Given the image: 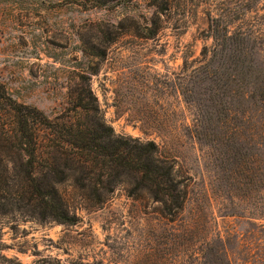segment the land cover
Masks as SVG:
<instances>
[{"label":"rangeland","instance_id":"rangeland-1","mask_svg":"<svg viewBox=\"0 0 264 264\" xmlns=\"http://www.w3.org/2000/svg\"><path fill=\"white\" fill-rule=\"evenodd\" d=\"M218 17L249 33L264 65V0H0V81L10 95L51 119L72 114L84 74L103 121L155 141L187 188L170 221L146 190L129 196L126 181L92 205L68 177L55 185L76 222L41 220L24 192L21 155L1 147L0 264H264V173L256 190L250 173L240 188L226 180L217 165L225 147L195 139L201 120L186 101L193 60ZM232 99L224 97L223 139L238 116Z\"/></svg>","mask_w":264,"mask_h":264},{"label":"trees","instance_id":"trees-1","mask_svg":"<svg viewBox=\"0 0 264 264\" xmlns=\"http://www.w3.org/2000/svg\"><path fill=\"white\" fill-rule=\"evenodd\" d=\"M228 23L218 17L209 26L212 43L204 45L193 60L198 65L192 69V93L186 101L201 120L202 130H194L195 139L216 150L225 147L218 150L217 165L226 180L235 178L240 188L241 179L250 173L256 190V181L264 173V65L254 59L249 33L230 31ZM79 77L85 86L74 96L73 113L53 119L17 101L0 81V148L21 155L20 178L34 213L41 220L52 217L75 223L76 216L68 211L66 198L55 185L71 177L92 205L104 202L126 181L129 196L140 197L146 190L158 203L160 215L175 220L184 209L187 188L174 176L173 164L167 157H157L155 141L115 134L102 119L87 76ZM229 93L238 116L231 137L223 139L227 109L223 104ZM244 130L251 131L252 137H244ZM258 131L261 135L254 136Z\"/></svg>","mask_w":264,"mask_h":264}]
</instances>
